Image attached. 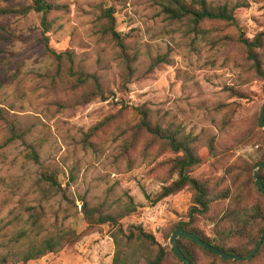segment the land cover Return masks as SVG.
Instances as JSON below:
<instances>
[{"label": "rangeland", "instance_id": "1", "mask_svg": "<svg viewBox=\"0 0 264 264\" xmlns=\"http://www.w3.org/2000/svg\"><path fill=\"white\" fill-rule=\"evenodd\" d=\"M56 1L66 8L47 33L42 14L35 11L0 17V109L18 135L12 139L0 120V257L9 258L7 264H22L21 257L51 235L69 229L82 234L87 228L83 203L107 208L131 197L137 211L121 221L120 247L113 229L104 225L61 253L29 264H112L119 249L127 264H146L144 249L127 238L142 227L170 251L167 237L187 220L193 192L185 189L155 203L171 182L165 162L177 155L160 140L151 143L147 133L124 156V144L141 120L139 110H146L162 129L191 135L198 146L212 143L224 153V146L240 143L218 160L207 158L192 173L198 179L220 183L230 177L229 171L237 173L244 160L256 161L264 151V131L258 127L264 81L256 69H264V48L257 50L255 63L243 42L264 33V4L207 0L233 9L236 25L195 26L188 19L172 20L162 0H126L116 15V29L123 35L133 32L140 56L125 84L116 52L96 27L101 0ZM32 4L0 0V8ZM53 52L69 53L72 60L59 62ZM69 69L96 76L106 100L81 104ZM107 118L108 127L85 145L90 129ZM33 152L39 164L31 158ZM43 169L59 171L62 182L63 192L48 200L37 188ZM29 208L39 212L37 221ZM195 225L212 236L205 219L198 218ZM196 250L199 264H223Z\"/></svg>", "mask_w": 264, "mask_h": 264}, {"label": "trees", "instance_id": "2", "mask_svg": "<svg viewBox=\"0 0 264 264\" xmlns=\"http://www.w3.org/2000/svg\"><path fill=\"white\" fill-rule=\"evenodd\" d=\"M264 4V0H258ZM126 0H101L98 7L99 15L96 21V27L101 39L109 45L117 54V60L123 68V81L130 83L133 77V66L140 56L139 46L134 40L133 32L123 35L116 29V15L120 6H125ZM65 6L59 4L56 0H33V4L22 8H0V17L10 14L26 15L31 11L42 14L41 23L44 33L51 30L56 22V14L65 11ZM162 8L172 20L182 21L188 19L193 25L204 22H222L227 25H236L234 10L227 6H214L207 0H162ZM244 45L251 60L258 63L256 59L257 50L264 48V33L255 37L252 42L245 40ZM56 59L60 62L62 59L72 60L69 53L53 52ZM258 78L264 81V69L256 66ZM68 75L74 78L73 92H76L77 98L81 104H87L96 99L106 100L101 89L99 80L96 76L74 72L68 70ZM141 115L140 122L133 127V133L124 144L123 154L128 156L135 148L141 133H147L150 136L151 143L160 140L163 146H166L177 156L166 160L165 166L169 172L168 185L164 186L156 196L155 203L176 195L185 189L193 192V202L186 221L178 223L173 229L183 228L184 231L192 233L211 246L228 253L241 257H247L256 248L262 233L264 232V196L258 189L255 179V168L264 163V151L260 152L254 162L243 161L237 169V173L230 174L228 179L217 183L211 179H198L192 175L194 170L200 167L207 158L220 159L222 155L234 146L240 145L239 142L232 144V147L221 148L214 144L204 146L196 145V139L187 135L180 129H162L154 124L146 110H139ZM0 120H2L11 135V138H17L15 125L9 122L0 109ZM261 115L258 118V127L260 126ZM111 119L103 120L96 127L90 129L86 134L85 145L93 144L92 139L96 138L100 132L108 127ZM11 139V140H12ZM250 140H245L248 143ZM242 144V143H241ZM31 158L39 164V156L36 152L31 153ZM259 176L264 184V169ZM38 192L43 199L48 200L63 192L60 173L54 169H43L37 182ZM254 193V195H253ZM225 204V207L218 211L217 206ZM30 216L35 221L39 218V212L35 208L28 209ZM137 211L131 197L127 198L124 204H117L110 207H91L86 203L82 206L83 220L87 225L86 230L79 234L75 229L53 234L45 239L39 247L33 248L21 257L22 264H29L32 261L40 260L50 254H59L65 249L72 247L83 236L94 232L99 227L109 225L113 229L112 236L117 246H121V237L124 235L121 227V221L133 216ZM198 218H203L211 225L212 236L195 225ZM129 236L128 243H138L145 251L146 264H183L175 255L173 249L163 246L152 234L144 231L142 227L136 228L135 232ZM170 239V237H167ZM178 246L183 255L191 264H199V256L196 249L202 250L206 255L218 259L223 264H243L237 261L225 260L212 254L202 248L196 242L179 238ZM171 257L178 263L171 261ZM264 260V241L257 255L247 263L258 260ZM127 257L124 251L118 250L114 256L112 264H127ZM9 258L0 257V264H7Z\"/></svg>", "mask_w": 264, "mask_h": 264}, {"label": "water", "instance_id": "3", "mask_svg": "<svg viewBox=\"0 0 264 264\" xmlns=\"http://www.w3.org/2000/svg\"><path fill=\"white\" fill-rule=\"evenodd\" d=\"M260 126L263 129V131H264V107H263L262 113H261ZM263 169H264V163L259 164L255 168V170H254V179H255V182H256V185H257L258 189L260 190V192L264 196V184H263V182H262V180H261V178L259 176V173ZM182 237L190 239V240L196 242L202 248L206 249L207 251L211 252L212 254H214L216 256H219L222 259L231 260V261H237V262H247V261L252 260L257 255L259 250L261 249V247L263 245V241H264V232L262 233V235L260 237V240H259L255 250L250 255H248L247 257H241V256L230 255L228 253H225V252H223V251L211 246L209 243L204 242L203 240H201L196 235L184 231L183 228H181V227L177 228L172 233V236L170 238L171 248L173 249L175 255L182 261L183 264H191L190 261L186 259V257L183 255V253L179 249L177 241H178L179 238H182Z\"/></svg>", "mask_w": 264, "mask_h": 264}]
</instances>
